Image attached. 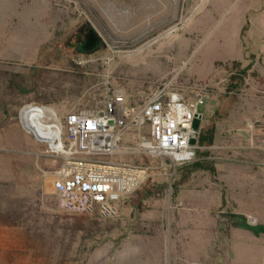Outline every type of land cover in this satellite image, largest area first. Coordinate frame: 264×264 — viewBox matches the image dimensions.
I'll return each mask as SVG.
<instances>
[{
	"label": "rangeland",
	"instance_id": "1",
	"mask_svg": "<svg viewBox=\"0 0 264 264\" xmlns=\"http://www.w3.org/2000/svg\"><path fill=\"white\" fill-rule=\"evenodd\" d=\"M246 6L255 12L264 7V0H157L155 27L148 16L128 24L109 16L106 24L116 39L104 41L98 52L77 55L66 41L89 19L79 2L0 0V127L12 128L0 131V264L148 263L146 249L162 226L163 219L157 217L174 194L175 176L181 170L199 171L195 163L213 172V142L196 143L192 161L175 172L172 182L154 178L120 205L116 219L102 221L57 209L56 197L45 184L60 161L14 117L26 105L44 106L54 110L63 125L65 115L101 109L116 91L123 93L128 109L139 111L167 87L187 104L204 98L198 135L207 136L217 116L230 109L233 115L251 113L264 99V58L247 53L239 67L226 63L232 59V41L241 23L259 24L247 28L243 43L261 46L257 38L264 37V25L253 16L258 14L239 17V8ZM97 12L106 18L104 11ZM232 121V126L241 124ZM20 129L27 139L16 132ZM146 135L143 127L123 130L118 149L128 154L117 158L138 162L133 151ZM236 205L238 212H249L255 204ZM250 212L228 222L232 227H260L254 217L258 212Z\"/></svg>",
	"mask_w": 264,
	"mask_h": 264
},
{
	"label": "crops",
	"instance_id": "2",
	"mask_svg": "<svg viewBox=\"0 0 264 264\" xmlns=\"http://www.w3.org/2000/svg\"><path fill=\"white\" fill-rule=\"evenodd\" d=\"M243 8H239L242 10L239 17L257 13L253 15L255 23L264 25V7L255 12L249 10V6ZM253 25L241 23L238 26L232 41V59L226 63H243L247 53L264 58L262 35L257 38L261 43L257 48L243 43L247 28ZM261 101L260 108L252 109L251 113L233 115L230 109L225 115L217 116L211 147L213 172L181 170L177 173L174 194L167 198L163 214L157 217L163 219L159 221L162 226L158 225L155 242L146 249L147 264H264V214H261L264 207V99ZM232 119L241 124L232 126ZM245 123L254 125L245 128ZM0 131H12V128L0 127ZM21 131L16 130L27 139V134ZM52 180L46 182L45 188L52 191L57 201ZM236 201L255 204L249 212H258L254 217L260 227H232V222H228L232 217L250 215L246 208L238 212Z\"/></svg>",
	"mask_w": 264,
	"mask_h": 264
},
{
	"label": "built area",
	"instance_id": "3",
	"mask_svg": "<svg viewBox=\"0 0 264 264\" xmlns=\"http://www.w3.org/2000/svg\"><path fill=\"white\" fill-rule=\"evenodd\" d=\"M203 105L202 96L187 104L179 94L162 87L139 111L128 109L123 93L116 91L101 109L65 115L52 142L56 148L44 142L60 161L52 174L57 209L111 221L118 217L120 205L149 181L161 176L170 182L175 169L193 159L192 122ZM129 127L147 129L133 151L138 162L117 158L128 154L118 144Z\"/></svg>",
	"mask_w": 264,
	"mask_h": 264
},
{
	"label": "flooded vegetation",
	"instance_id": "4",
	"mask_svg": "<svg viewBox=\"0 0 264 264\" xmlns=\"http://www.w3.org/2000/svg\"><path fill=\"white\" fill-rule=\"evenodd\" d=\"M82 8L87 12L89 19L81 23L71 34L67 37V48L77 55H90L104 49V41L111 43L116 39L111 31L108 29L106 21H116L118 24H128L137 22L143 17L148 16V19L156 25V11L155 7L157 0H76ZM97 10L104 11L106 18H102ZM139 12H144L143 16H139ZM125 13V14H123ZM111 20H110V18ZM105 19V20H104ZM96 31L101 37L100 44L90 52H84L82 47L86 41V35L90 29ZM155 30V28H153ZM151 31V30H150ZM140 37V36H139Z\"/></svg>",
	"mask_w": 264,
	"mask_h": 264
},
{
	"label": "bare ground",
	"instance_id": "5",
	"mask_svg": "<svg viewBox=\"0 0 264 264\" xmlns=\"http://www.w3.org/2000/svg\"><path fill=\"white\" fill-rule=\"evenodd\" d=\"M27 109L21 114L22 125L26 126L42 142L51 145V149L56 148L52 142L61 130L56 113L47 107L31 106Z\"/></svg>",
	"mask_w": 264,
	"mask_h": 264
},
{
	"label": "water",
	"instance_id": "6",
	"mask_svg": "<svg viewBox=\"0 0 264 264\" xmlns=\"http://www.w3.org/2000/svg\"><path fill=\"white\" fill-rule=\"evenodd\" d=\"M101 40L102 39L99 36V34L91 28L88 31V34L86 35V41L84 42L82 50L84 52H90V51L94 50L100 44ZM20 114H21V112L20 113L18 112V114L14 117V119L18 121V123L21 126V128L25 132L30 134L36 141L42 142V140L37 138L33 132L28 130V128L26 126L22 125V123L20 122ZM201 119H202V115L201 114H195L194 115V120L192 122V131H193V133H192V138L189 141V145L190 146L195 147V145L197 143L198 129H199V125H200Z\"/></svg>",
	"mask_w": 264,
	"mask_h": 264
},
{
	"label": "trees",
	"instance_id": "7",
	"mask_svg": "<svg viewBox=\"0 0 264 264\" xmlns=\"http://www.w3.org/2000/svg\"><path fill=\"white\" fill-rule=\"evenodd\" d=\"M231 65H233V67L235 68V67H239L240 63L234 61V62L231 63ZM212 142H213V131H209L207 136L204 133H202V132L199 133L198 138H197V144L199 146H202V145H205V144L210 146V145H212ZM179 168L180 167L175 169L174 174H175V172L178 171ZM193 168H196L197 170H209L208 166H206L203 163H195L193 165ZM174 174H173L172 180L170 182L173 181Z\"/></svg>",
	"mask_w": 264,
	"mask_h": 264
}]
</instances>
